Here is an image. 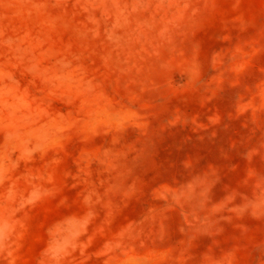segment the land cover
Listing matches in <instances>:
<instances>
[{
    "label": "rangeland",
    "instance_id": "rangeland-1",
    "mask_svg": "<svg viewBox=\"0 0 264 264\" xmlns=\"http://www.w3.org/2000/svg\"><path fill=\"white\" fill-rule=\"evenodd\" d=\"M0 264H264V0H0Z\"/></svg>",
    "mask_w": 264,
    "mask_h": 264
}]
</instances>
